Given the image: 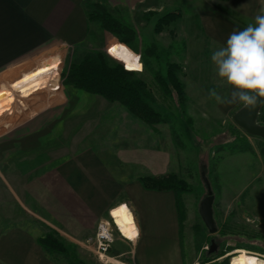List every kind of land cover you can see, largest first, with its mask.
Returning <instances> with one entry per match:
<instances>
[{
  "label": "rangeland",
  "instance_id": "374dc122",
  "mask_svg": "<svg viewBox=\"0 0 264 264\" xmlns=\"http://www.w3.org/2000/svg\"><path fill=\"white\" fill-rule=\"evenodd\" d=\"M208 3L225 9L224 0H83L86 13L103 8L133 31L132 40L123 43L120 36L92 20L87 23L82 40L54 52L59 59L58 66L52 64L55 73L35 85L29 95L14 94L9 86L21 78L0 83V91L6 89L0 101L9 98L0 109V233L19 226H30L34 233L42 232V236L52 232L67 249L66 254L50 251L62 264H77L70 254L82 264H103L96 256L81 254L75 243L59 237L39 216L46 209L44 202L57 197L47 189L49 173L56 165L90 147L104 151L109 147L122 151L132 143L138 147L139 141L131 140L132 136L146 134L141 120L119 103L63 83L69 65L86 54H99L108 65L120 64L125 68L123 62L108 54L110 47L123 43L141 56L142 71L129 69L135 78L146 82V102L162 119L147 124V146L154 148V137L161 140L162 176L174 174L187 184V191L175 196L184 264H230L237 249L264 255V137L251 136L233 123L232 115L238 108L220 113L215 99L209 98L210 89L222 94L224 87L211 60L217 49L212 47L196 17V11ZM169 11H179L180 17L155 32L157 19ZM166 62L179 67L177 78L184 92L181 102L174 92L165 91L154 79L158 71L165 80ZM42 92L51 96L50 104L56 107L31 124L10 127L13 118L23 117L21 111L29 99ZM263 113L260 111L257 117L260 125H264L259 120ZM150 164L148 160L147 171ZM142 166L141 162L140 173ZM204 178L213 196V234L198 212L200 201L207 195ZM211 241L215 249L210 253ZM123 259L115 258L120 264ZM107 264H112V259Z\"/></svg>",
  "mask_w": 264,
  "mask_h": 264
},
{
  "label": "crops",
  "instance_id": "0c3cea01",
  "mask_svg": "<svg viewBox=\"0 0 264 264\" xmlns=\"http://www.w3.org/2000/svg\"><path fill=\"white\" fill-rule=\"evenodd\" d=\"M224 2L225 9L208 3L196 11L197 22L215 49L226 44L234 29L243 30L254 23V17L264 8V0ZM85 8L83 0H0V83L21 78L9 85L14 94H18L55 73L52 64L59 59L54 52L83 39L90 23ZM40 64L43 65L36 70ZM218 80L222 82L219 77ZM221 86L224 87L221 96L232 90L223 82ZM5 92L6 89L0 91V98ZM45 92L29 99L22 108L23 117L13 118L10 127L31 124L55 108L50 104L51 96ZM7 100L9 98L0 101V107ZM240 106L216 102L218 112L224 114ZM139 123L144 125L146 134L132 136L131 140L139 141L138 147L134 143L122 151L114 147H109L108 151L90 147L56 165L49 173L51 180L47 189L57 197L44 202L46 209H42L44 212L39 219L59 237L75 243L81 254L94 258L91 247L83 241L93 234L98 221L109 220L110 210L123 203L132 214L138 234L130 240L116 233L108 257H123V264H184L174 193L148 190L138 181L141 176L163 174L161 140L158 142L154 137V148L148 147L147 123L142 120ZM148 160L151 161L149 171ZM141 162L142 173L138 169ZM43 174L47 176L46 171ZM42 234L34 233L30 226L0 233V264H62L37 242Z\"/></svg>",
  "mask_w": 264,
  "mask_h": 264
},
{
  "label": "trees",
  "instance_id": "16d2710c",
  "mask_svg": "<svg viewBox=\"0 0 264 264\" xmlns=\"http://www.w3.org/2000/svg\"><path fill=\"white\" fill-rule=\"evenodd\" d=\"M97 11L88 12V21H99L101 26L116 36H120V41L129 43L133 37V31L112 18L103 8L97 7ZM180 17V12L169 11L162 14L156 21L154 31L159 32L163 26ZM179 67L177 64L166 62L165 80L157 71L154 79L157 85L167 92H174L181 102L184 98L182 85L177 78ZM63 83L78 90L101 96L110 101L122 105L130 114L143 122L151 125L160 122L161 116L147 102L148 87L145 81L135 78L134 72L116 64L113 66L104 62L99 54H86L80 60L74 61L63 75ZM264 103L260 111H263ZM259 120L264 124V113L259 116ZM139 183L148 190L172 191L174 195L187 191V184L174 174H167L159 177L141 176ZM177 197L175 202L177 205ZM37 242L46 250L67 253V249L59 242L53 233H47L37 239ZM70 257L77 263L82 264L72 254Z\"/></svg>",
  "mask_w": 264,
  "mask_h": 264
},
{
  "label": "clouds",
  "instance_id": "9594fccd",
  "mask_svg": "<svg viewBox=\"0 0 264 264\" xmlns=\"http://www.w3.org/2000/svg\"><path fill=\"white\" fill-rule=\"evenodd\" d=\"M115 46L116 52L110 51ZM108 49V54L123 62L125 70L129 61L122 59L125 54L136 58L137 71H142L141 56L127 45L120 43ZM217 76L231 87V92L221 96L216 89L209 90V98L225 106L241 104L245 108H255L264 103V8L243 30L234 29L227 37L226 44L215 50L211 56ZM112 264L120 261L112 259ZM264 264V262H261Z\"/></svg>",
  "mask_w": 264,
  "mask_h": 264
},
{
  "label": "water",
  "instance_id": "95a60500",
  "mask_svg": "<svg viewBox=\"0 0 264 264\" xmlns=\"http://www.w3.org/2000/svg\"><path fill=\"white\" fill-rule=\"evenodd\" d=\"M263 103H259L255 108L249 109L242 105L233 113L232 121L240 129L244 130L247 134L251 136L264 137V125H260L257 121V117L260 112V108ZM207 195L199 203V215L210 234L216 232V226L213 220L212 214V202L213 196L210 190V186L204 178ZM215 249V244L211 241L209 252H213Z\"/></svg>",
  "mask_w": 264,
  "mask_h": 264
},
{
  "label": "built area",
  "instance_id": "2783aa9c",
  "mask_svg": "<svg viewBox=\"0 0 264 264\" xmlns=\"http://www.w3.org/2000/svg\"><path fill=\"white\" fill-rule=\"evenodd\" d=\"M116 233L123 236L118 229L111 212H109V220L98 221L93 236H90L86 240L87 245L91 247L96 258L103 264L109 262L108 251Z\"/></svg>",
  "mask_w": 264,
  "mask_h": 264
},
{
  "label": "bare ground",
  "instance_id": "6f19581e",
  "mask_svg": "<svg viewBox=\"0 0 264 264\" xmlns=\"http://www.w3.org/2000/svg\"><path fill=\"white\" fill-rule=\"evenodd\" d=\"M58 65H59V61H57L55 63V66H58ZM46 81H47V79H46ZM40 83H36V84H34V85L30 86V87L23 88L17 95H21V96L29 95L30 94V90H32V88L35 87V85H38ZM3 106H1L0 109L3 108ZM121 206H126V205L121 203V204L117 205L116 207L112 208L110 211H111V215L114 218V221H115L116 225L118 226V229L120 230L121 234L125 238L129 239L128 235H126L125 233L131 231V227H132V225H134L133 217H132V214H131L130 210L126 206L128 211L131 214L132 225H129L126 222V217L124 216V214H118V215H115V216L113 215V213L116 212L117 209H120ZM130 240H133V239H130ZM259 256H263V257H259ZM250 262H254V264H261V262H264V255H261V254H258V253H251V252L246 251L245 249H237L234 252V254L232 255V258L230 259V264H250Z\"/></svg>",
  "mask_w": 264,
  "mask_h": 264
},
{
  "label": "snow or ice",
  "instance_id": "6c2138e0",
  "mask_svg": "<svg viewBox=\"0 0 264 264\" xmlns=\"http://www.w3.org/2000/svg\"><path fill=\"white\" fill-rule=\"evenodd\" d=\"M119 47V46H115L113 47L112 49H110V51H112L113 53L116 52V48ZM122 59H126V60H131L132 62L130 64H128V67L129 68H132V69H139V64H137L135 62V59L136 58H133L131 57L130 54H125L124 56L121 57ZM118 214H124V216L126 217V222L129 224V225H132V220H131V214L130 212L128 211L127 207L126 206H121L120 209H117L116 212L113 213V215H118ZM126 235H128L129 239H134L135 236L138 234L135 230V226L132 225L131 227V231L129 232H126L125 233ZM250 264H254V262H250Z\"/></svg>",
  "mask_w": 264,
  "mask_h": 264
}]
</instances>
